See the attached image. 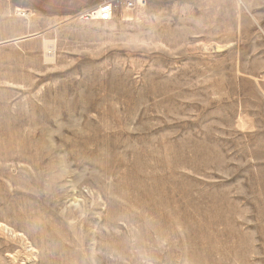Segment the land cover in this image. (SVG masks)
<instances>
[{
    "label": "rangeland",
    "instance_id": "obj_1",
    "mask_svg": "<svg viewBox=\"0 0 264 264\" xmlns=\"http://www.w3.org/2000/svg\"><path fill=\"white\" fill-rule=\"evenodd\" d=\"M101 1L0 0V264H264V20Z\"/></svg>",
    "mask_w": 264,
    "mask_h": 264
},
{
    "label": "built area",
    "instance_id": "obj_2",
    "mask_svg": "<svg viewBox=\"0 0 264 264\" xmlns=\"http://www.w3.org/2000/svg\"><path fill=\"white\" fill-rule=\"evenodd\" d=\"M148 0H102L95 6L83 10L78 18L83 21L109 22L122 10H140Z\"/></svg>",
    "mask_w": 264,
    "mask_h": 264
},
{
    "label": "crops",
    "instance_id": "obj_3",
    "mask_svg": "<svg viewBox=\"0 0 264 264\" xmlns=\"http://www.w3.org/2000/svg\"><path fill=\"white\" fill-rule=\"evenodd\" d=\"M245 10L249 13L254 12L258 14L259 21L264 20V0H238Z\"/></svg>",
    "mask_w": 264,
    "mask_h": 264
},
{
    "label": "bare ground",
    "instance_id": "obj_4",
    "mask_svg": "<svg viewBox=\"0 0 264 264\" xmlns=\"http://www.w3.org/2000/svg\"><path fill=\"white\" fill-rule=\"evenodd\" d=\"M14 123V122H13ZM13 131V130H12ZM3 132V131H2ZM12 133V132H11ZM15 137V136H14ZM19 137V136H18ZM11 139V138H10ZM9 139V140H10ZM22 140V139H21ZM3 144V143H2ZM11 144H12V142H11ZM12 146V145H11ZM162 159V158H161ZM163 165H164V163H163ZM150 166V165H149ZM152 172V171H151ZM166 173V172H165ZM141 174V173H140ZM146 174V173H145ZM136 175V174H135ZM144 175V174H143ZM146 179V178H145ZM136 180V179H135ZM148 180V179H147ZM145 188V187H144ZM146 188H147V186H146ZM154 188V187H153ZM156 189V188H155ZM141 190H142V188H141ZM161 191V190H160ZM138 192V191H137ZM139 192H141L140 190H139ZM152 192V191H151ZM157 192V191H156ZM144 193V192H143ZM147 193V192H146ZM148 194V193H147ZM156 193H154V195H155ZM152 195V194H151ZM139 196H141L140 194H139ZM154 197H156V196H154ZM160 197V196H159ZM156 199V198H155ZM155 199H153V197H150L149 196V202H154V201H156ZM158 199V198H157ZM169 202V201H168ZM170 203V202H169ZM261 204V203H260ZM260 206V205H259ZM167 212V211H166ZM73 227L71 226V229H72ZM128 249V248H127ZM132 249V248H131ZM130 249V250H131ZM119 253V252H118ZM120 254V253H119ZM121 255V254H120ZM123 255V254H122ZM117 256H118V254H117ZM214 256V255H213ZM123 257V256H122ZM119 258V257H118ZM130 259H132V260H136L135 258H131L130 257ZM138 259V258H137ZM207 259V258H206Z\"/></svg>",
    "mask_w": 264,
    "mask_h": 264
}]
</instances>
